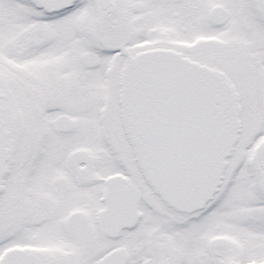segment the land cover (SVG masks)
<instances>
[{
    "label": "snow or ice",
    "instance_id": "snow-or-ice-1",
    "mask_svg": "<svg viewBox=\"0 0 264 264\" xmlns=\"http://www.w3.org/2000/svg\"><path fill=\"white\" fill-rule=\"evenodd\" d=\"M0 264H264V0H0Z\"/></svg>",
    "mask_w": 264,
    "mask_h": 264
}]
</instances>
